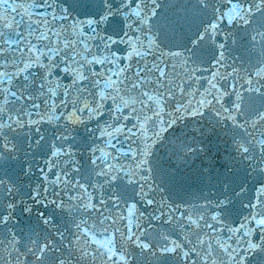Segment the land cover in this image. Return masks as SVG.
<instances>
[{
	"label": "snow or ice",
	"instance_id": "obj_1",
	"mask_svg": "<svg viewBox=\"0 0 264 264\" xmlns=\"http://www.w3.org/2000/svg\"><path fill=\"white\" fill-rule=\"evenodd\" d=\"M0 264H264V0H0Z\"/></svg>",
	"mask_w": 264,
	"mask_h": 264
}]
</instances>
